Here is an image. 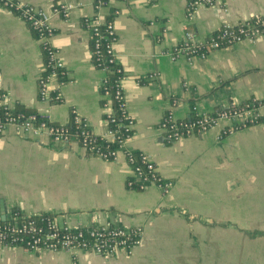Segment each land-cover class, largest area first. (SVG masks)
<instances>
[{
  "label": "crops",
  "instance_id": "1",
  "mask_svg": "<svg viewBox=\"0 0 264 264\" xmlns=\"http://www.w3.org/2000/svg\"><path fill=\"white\" fill-rule=\"evenodd\" d=\"M19 1L51 11L49 0ZM68 2L74 8L67 18H50L49 43L67 72L63 85L54 80L50 88L62 101L39 98L40 43L24 21L1 6L0 92L10 108L23 106L54 123H67L75 110L100 135L108 110L99 89L103 73L93 65L83 25L96 11L92 0ZM97 15L114 24V52L134 120L127 147L149 156L173 186L166 194L154 185L130 189L132 175L123 157L104 161L76 144L25 138L8 126L0 133V219L16 208L25 215H52L59 225L72 227L139 226L142 236L130 256L119 252L109 260L85 251L29 253L0 246V264H264V123L221 140L218 129L172 143L157 132L166 113L183 119L194 111L211 113L231 99L264 98V35L211 51L205 59L172 61L167 55L186 28L203 41L224 25L264 15V0L198 7L192 17L187 0H111Z\"/></svg>",
  "mask_w": 264,
  "mask_h": 264
},
{
  "label": "built area",
  "instance_id": "2",
  "mask_svg": "<svg viewBox=\"0 0 264 264\" xmlns=\"http://www.w3.org/2000/svg\"><path fill=\"white\" fill-rule=\"evenodd\" d=\"M96 11L94 17L83 20V25L90 33L91 58L95 68L103 73L99 84L103 96V109L105 122L104 133L93 134L86 121L79 117L75 110L70 112L67 123H54L46 117L39 115L18 116L17 118L0 119V133L6 127L12 126L16 132L25 138H46L52 144L68 146L76 144L83 151L94 158L104 161H116L123 157L129 166L132 177L141 181L139 189L145 190L154 185L163 194L173 186V181L159 174L153 161L145 153L137 152L127 147L133 137L134 120L127 111V104L123 92L125 74L117 62L114 52L116 33L112 20L102 21L98 11L108 6L111 0H92ZM124 1V0H117ZM229 0H187L188 16L192 17L198 7H224ZM51 11L48 13L41 7L24 4L19 0H0V6L14 13L24 21L35 33L44 55V72L37 79L39 98L47 103H60L59 93L51 91L50 84L56 80L58 86L67 80V72L57 51L49 43L54 34L50 25L52 15L67 18L74 5L68 0H49ZM119 12L113 11L114 15ZM263 16L264 15H256ZM256 16L235 25H224L203 41H195L189 28L182 31L183 38L173 46L167 55L172 61L180 57L191 61L193 58L205 59L214 50L232 46L243 40H256L264 35V29H252L250 32L239 28L241 24ZM264 22H262L263 24ZM233 28H237L234 31ZM108 65L114 66L117 79L108 89ZM140 79L137 82H143ZM114 102V106L112 105ZM0 105L6 104V96L0 92ZM20 119V121H18ZM264 123V98L250 99L239 102L231 99L225 106L211 112H193L188 118L175 119L166 113L157 126V132L167 143L204 134L218 129L217 139L221 140L235 131L243 130ZM72 124L74 129L70 130ZM104 142L106 146L99 145ZM115 143L109 148V143ZM132 185L127 181V186ZM142 228L118 227L111 223L95 224L90 226L59 225L52 215L38 214L25 215L18 210H11L4 219H0V246L19 247L29 253L39 252H74L85 251L96 257L109 260L119 252L130 256L139 245ZM75 264V263H74Z\"/></svg>",
  "mask_w": 264,
  "mask_h": 264
},
{
  "label": "trees",
  "instance_id": "3",
  "mask_svg": "<svg viewBox=\"0 0 264 264\" xmlns=\"http://www.w3.org/2000/svg\"><path fill=\"white\" fill-rule=\"evenodd\" d=\"M262 22H264V17L263 16H256V17H253L251 18L247 24H241L239 26V28H242L243 30L245 31H248L250 32L252 29H259V30H262L264 29V23L262 24ZM234 31L237 30V28H233ZM36 37V35H35ZM108 89L111 91V84L114 83V81L117 79V74L114 72V66L112 65H108ZM112 105L114 106V102H112ZM38 115L36 114L35 111L31 110V109H27L23 106H20V105H16L14 107H6L4 105H0V119L2 121H5L7 118H17L18 116H23L24 118L27 117L28 115ZM18 121H20V119H18ZM70 127V130L71 129H74V126L72 124L69 125ZM99 145H102V146H106L104 142H99ZM109 148H114L116 147L115 146V143H109L107 145ZM130 181L132 183V185L129 187L130 189H133V190H138V191H141L139 189V185L141 183V181L137 180L136 178L132 177L130 178ZM12 210H17L16 208H13Z\"/></svg>",
  "mask_w": 264,
  "mask_h": 264
}]
</instances>
